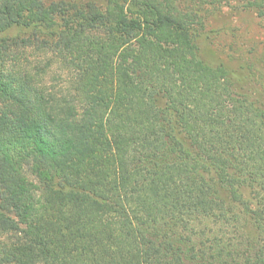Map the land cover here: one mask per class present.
<instances>
[{
    "label": "trees",
    "instance_id": "trees-1",
    "mask_svg": "<svg viewBox=\"0 0 264 264\" xmlns=\"http://www.w3.org/2000/svg\"><path fill=\"white\" fill-rule=\"evenodd\" d=\"M232 1L0 0V264H264V107L197 42Z\"/></svg>",
    "mask_w": 264,
    "mask_h": 264
},
{
    "label": "rangeland",
    "instance_id": "rangeland-1",
    "mask_svg": "<svg viewBox=\"0 0 264 264\" xmlns=\"http://www.w3.org/2000/svg\"><path fill=\"white\" fill-rule=\"evenodd\" d=\"M60 0H47V3ZM79 3L85 0H65ZM237 0L230 4L205 8L204 23L197 28V42L203 57L212 66H223L229 73L234 89L247 94L256 104L264 107V18L250 10L237 9ZM51 55H38L27 50L24 59L12 62L7 69L19 68L23 62L31 68H44L38 79L56 94L67 93L71 88L67 71ZM52 61V63H50Z\"/></svg>",
    "mask_w": 264,
    "mask_h": 264
}]
</instances>
